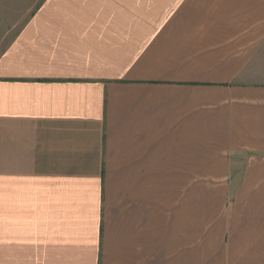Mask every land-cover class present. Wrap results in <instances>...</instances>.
Instances as JSON below:
<instances>
[{"label": "crops", "instance_id": "crops-1", "mask_svg": "<svg viewBox=\"0 0 264 264\" xmlns=\"http://www.w3.org/2000/svg\"><path fill=\"white\" fill-rule=\"evenodd\" d=\"M28 6L0 25V264H264V0Z\"/></svg>", "mask_w": 264, "mask_h": 264}, {"label": "rangeland", "instance_id": "rangeland-1", "mask_svg": "<svg viewBox=\"0 0 264 264\" xmlns=\"http://www.w3.org/2000/svg\"><path fill=\"white\" fill-rule=\"evenodd\" d=\"M40 3H41V0H0V18L4 16L3 18L0 19V25H2L3 23L6 22V19H4V18H6V13L8 11L7 9H9V11H11L12 8L17 7L20 10L21 8H23V9H25L27 7L29 8L30 6H28V5H32L31 6L32 10H36V9H38V6L40 5ZM7 42H8L7 36H1L0 35V53L3 51V50H1V48L4 49L7 45Z\"/></svg>", "mask_w": 264, "mask_h": 264}]
</instances>
